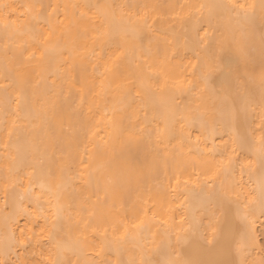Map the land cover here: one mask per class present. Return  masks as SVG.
Wrapping results in <instances>:
<instances>
[{
    "label": "bare ground",
    "instance_id": "bare-ground-1",
    "mask_svg": "<svg viewBox=\"0 0 264 264\" xmlns=\"http://www.w3.org/2000/svg\"><path fill=\"white\" fill-rule=\"evenodd\" d=\"M0 264H264V0H0Z\"/></svg>",
    "mask_w": 264,
    "mask_h": 264
},
{
    "label": "rangeland",
    "instance_id": "rangeland-1",
    "mask_svg": "<svg viewBox=\"0 0 264 264\" xmlns=\"http://www.w3.org/2000/svg\"><path fill=\"white\" fill-rule=\"evenodd\" d=\"M234 66V63H229V65L227 66V68H232Z\"/></svg>",
    "mask_w": 264,
    "mask_h": 264
}]
</instances>
